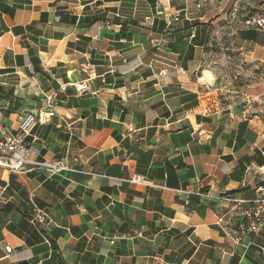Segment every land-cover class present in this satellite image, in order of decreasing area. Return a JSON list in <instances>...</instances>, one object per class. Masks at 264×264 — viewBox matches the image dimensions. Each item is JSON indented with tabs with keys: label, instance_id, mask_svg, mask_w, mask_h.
<instances>
[{
	"label": "crops",
	"instance_id": "crops-1",
	"mask_svg": "<svg viewBox=\"0 0 264 264\" xmlns=\"http://www.w3.org/2000/svg\"><path fill=\"white\" fill-rule=\"evenodd\" d=\"M252 2L264 10V0H0L4 124L19 131L27 114L57 111L27 137L29 162L0 164V264H264V231L235 232L264 186V123L246 104L264 99ZM228 18L231 42L214 45ZM57 159L77 170L38 164Z\"/></svg>",
	"mask_w": 264,
	"mask_h": 264
},
{
	"label": "built area",
	"instance_id": "built-area-1",
	"mask_svg": "<svg viewBox=\"0 0 264 264\" xmlns=\"http://www.w3.org/2000/svg\"><path fill=\"white\" fill-rule=\"evenodd\" d=\"M171 2L172 0H157V6L164 8L166 6H171ZM179 19L180 13L170 15L168 25L179 21ZM245 23L250 27L264 31V13L249 17ZM168 35L169 30H165L158 38H154L152 40V44L156 50L160 49L161 44L165 39H167ZM119 56L122 57L121 53H119ZM156 56L157 52L155 54V58ZM122 58L125 62H128L126 58ZM155 58L148 64V67L153 71ZM138 64L142 65L143 62L139 61ZM116 71L117 69L115 66L110 70L111 73H115ZM169 73L168 68L165 67L159 72H154V75L166 76ZM102 80L105 82V78H102ZM48 100H51V96L48 97ZM56 115L57 111L53 106H50L47 111L42 112L40 115L29 113L22 120L19 131H14L4 124V112L0 109V164L10 162V169L15 171L25 163L29 162L27 156L30 152V142L27 140V137L30 135L31 130L36 124L52 123ZM38 164L46 167L52 174H56L64 170H77L66 164L62 159H57L51 162H40ZM142 179L143 178L140 176H134L131 181L141 183L143 182ZM258 191L262 194V196L253 200L254 205L247 211L245 217L239 221L235 231L239 236H237L236 239L245 237L250 233L264 231V186H259ZM33 219L37 223H46L48 214L40 208H35Z\"/></svg>",
	"mask_w": 264,
	"mask_h": 264
},
{
	"label": "rangeland",
	"instance_id": "rangeland-1",
	"mask_svg": "<svg viewBox=\"0 0 264 264\" xmlns=\"http://www.w3.org/2000/svg\"><path fill=\"white\" fill-rule=\"evenodd\" d=\"M240 5V2L238 4V6ZM246 5V11L248 16L249 15H255L257 13L263 12L264 10H262L261 8H256V3L252 2ZM217 30H218V34L214 35V38L212 39V36L210 38V41L214 44V45H224L225 43L231 42V36L228 35L230 32V29L234 28V23L231 22V20L228 18L227 20H223L222 22L217 24ZM170 34V32H169ZM212 34V33H211ZM213 35V34H212ZM169 36V35H168ZM162 45V44H161ZM227 100V99H225ZM224 101V100H223ZM246 104L250 105L251 107H253L254 109L258 110V114L260 117V120L264 123V99H259L258 103H255V101H249L246 102ZM251 112V111H249Z\"/></svg>",
	"mask_w": 264,
	"mask_h": 264
},
{
	"label": "trees",
	"instance_id": "trees-1",
	"mask_svg": "<svg viewBox=\"0 0 264 264\" xmlns=\"http://www.w3.org/2000/svg\"><path fill=\"white\" fill-rule=\"evenodd\" d=\"M170 28H171V26L169 27V31H170Z\"/></svg>",
	"mask_w": 264,
	"mask_h": 264
}]
</instances>
